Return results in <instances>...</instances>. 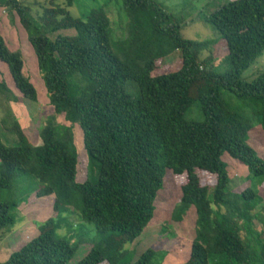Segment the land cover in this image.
Returning a JSON list of instances; mask_svg holds the SVG:
<instances>
[{
	"label": "trees",
	"instance_id": "16d2710c",
	"mask_svg": "<svg viewBox=\"0 0 264 264\" xmlns=\"http://www.w3.org/2000/svg\"><path fill=\"white\" fill-rule=\"evenodd\" d=\"M57 1L34 9L28 0H0L18 16L49 102L70 124L48 122L33 146L16 117L1 120L17 141L10 147L0 138V240L14 233L31 194L53 196L54 204L52 216L36 223L39 235L0 264H70L85 245L78 264H154L159 252L163 264L168 253L154 248L125 262V247L155 218L168 170L187 177L176 221L193 214L194 240L182 264H264V230L256 223L264 227V219L253 214L262 199L251 189L231 193L222 160L228 154L252 178H264V160L247 143L250 119L223 97L227 91L260 106L264 131V72L252 82L242 79L264 53V0H226L207 17L199 13L196 21L208 23L216 41L185 39L181 17L155 0H123L125 39L114 41L104 9L76 18L68 10L74 0ZM221 42L226 52L219 57ZM177 52L176 70L158 74V63ZM0 62L22 98L38 102L22 56L8 49L1 29ZM0 90L19 101L4 82ZM195 104L202 122L185 118ZM75 125L99 165L96 182L77 181ZM201 176L214 184L204 185Z\"/></svg>",
	"mask_w": 264,
	"mask_h": 264
},
{
	"label": "rangeland",
	"instance_id": "374dc122",
	"mask_svg": "<svg viewBox=\"0 0 264 264\" xmlns=\"http://www.w3.org/2000/svg\"><path fill=\"white\" fill-rule=\"evenodd\" d=\"M155 1L163 4L170 13L181 17L182 21H184L182 35L185 39L194 41H216L220 39L219 35L208 23L202 20L196 21V18L199 13L202 14V17H207L224 5L226 0ZM57 2L64 5L65 0H58ZM28 3L34 4V9H38L40 5H45L48 2L47 0H28ZM92 9H104L108 13L112 21L113 31L111 38L114 41L125 39L128 18L124 11L123 0H74V5L68 10L76 18H85ZM0 29L8 49L22 56L25 63L24 75L32 81L38 92V102L33 103L24 100L15 88L7 66L0 62V83L4 82L7 84L8 88L19 99V101L13 102L7 99L5 94L0 90V138L7 146H15L16 137L4 130L1 120L6 116L16 117L27 134L30 143L33 146H37L41 144L40 133L48 122L51 121L55 125L69 126L70 124L67 123L64 115L57 114L51 106L47 91L43 85L36 56L28 41L27 33L22 27L16 13L10 11L4 5L0 6ZM225 49L224 43L221 42L218 46L219 57L225 54ZM206 56L207 53H204L203 58ZM180 59L181 54L177 52L171 57L162 60L158 63L157 73L163 74L176 70ZM263 72L264 53L250 69L243 73L242 79L252 82ZM223 97L233 109L238 110L250 119L253 129L249 133L247 143L254 149L257 157L264 160V131L260 117L258 116L261 107L248 100H240L227 91H223ZM185 118L189 121L202 122L204 116L200 110V106L195 104L186 113ZM73 133L78 154L77 181L79 183L86 181L96 182L99 165L96 161L91 160L87 153L83 143V134L78 125L74 126ZM222 160L227 166L230 178L228 190L235 194H240L247 189L256 192L262 201L253 214L259 215L260 218L264 219V178H252L247 167L232 159L228 154H224ZM186 179L185 174L176 176L171 170L167 171L164 187L159 192L155 203V218L135 242L126 245L127 257L125 262L137 260L149 248H154L158 252L165 251L168 253L163 264H182L190 257L191 243L195 235L192 224L193 214L189 212L181 223L176 221L175 214V211L180 206L182 185L186 182ZM202 183L212 186L214 181L211 178L202 177ZM26 201V203L21 204L19 207L18 222L14 233L8 239L6 237L4 240H0V262L7 261L16 248L18 249L24 243L37 237L39 232L36 223L45 222L52 216L53 196L39 199L35 194H31L30 198H27ZM78 220L77 216H74L72 219L74 224H79ZM256 223L262 233L264 227H261L258 222ZM65 232L66 230H62L59 234L63 235ZM88 248L87 245L80 247L70 264H78L86 256ZM160 255L161 253L159 252L156 261H153L154 264H161Z\"/></svg>",
	"mask_w": 264,
	"mask_h": 264
}]
</instances>
